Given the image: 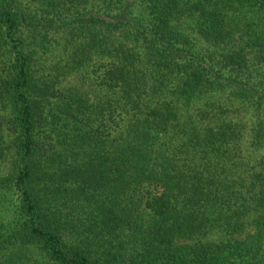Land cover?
Instances as JSON below:
<instances>
[{"label": "trees", "instance_id": "trees-1", "mask_svg": "<svg viewBox=\"0 0 264 264\" xmlns=\"http://www.w3.org/2000/svg\"><path fill=\"white\" fill-rule=\"evenodd\" d=\"M0 264H264V0H0Z\"/></svg>", "mask_w": 264, "mask_h": 264}, {"label": "rangeland", "instance_id": "rangeland-1", "mask_svg": "<svg viewBox=\"0 0 264 264\" xmlns=\"http://www.w3.org/2000/svg\"><path fill=\"white\" fill-rule=\"evenodd\" d=\"M47 57L52 58L51 56H49V53L47 54Z\"/></svg>", "mask_w": 264, "mask_h": 264}]
</instances>
